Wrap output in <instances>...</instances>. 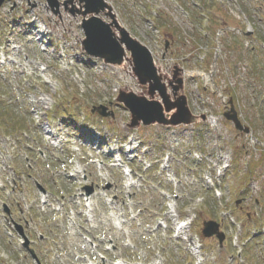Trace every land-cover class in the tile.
Wrapping results in <instances>:
<instances>
[{
	"label": "rangeland",
	"instance_id": "rangeland-1",
	"mask_svg": "<svg viewBox=\"0 0 264 264\" xmlns=\"http://www.w3.org/2000/svg\"><path fill=\"white\" fill-rule=\"evenodd\" d=\"M106 1L164 74L172 79L176 64L184 69L190 108L207 121L130 129L117 97L145 88L129 64L89 57L82 16L63 6L55 14L46 0H7L0 9V103L8 105L0 114V264H35L14 223L42 264H92L96 252L108 264H264V0ZM231 99L249 134L224 117ZM100 105L113 115L92 114ZM85 187L93 189L91 213ZM187 218L191 227L175 239ZM207 221L221 224L223 247L202 235ZM84 236L98 249H83Z\"/></svg>",
	"mask_w": 264,
	"mask_h": 264
},
{
	"label": "water",
	"instance_id": "water-1",
	"mask_svg": "<svg viewBox=\"0 0 264 264\" xmlns=\"http://www.w3.org/2000/svg\"><path fill=\"white\" fill-rule=\"evenodd\" d=\"M81 9L73 8L72 13L83 17V30L85 40L82 42L83 50L90 56L102 59L106 64L122 67L128 61L133 67V75L140 86L146 89L144 93L135 94L122 90L117 101L124 104L131 114V129L144 126H180L198 124L206 121V116L192 114L187 96L184 94V72L179 65L173 69V78L160 72L156 67L151 51L139 40L133 38L130 33L120 26L113 14V8L104 0H77ZM5 0H0V7ZM54 8L60 7L57 0H47ZM74 0L64 3L68 11V4ZM85 3V4H83ZM83 8L85 10H83ZM103 13L111 22L107 23L99 15ZM89 16V19L87 17ZM127 52L131 57H127ZM168 80V85L165 83ZM171 88V93L169 92ZM160 98L161 101L157 100ZM231 110L225 114L227 120L232 121L236 128L244 133H250L244 128L231 103ZM104 106L95 107L92 113H98L102 117L109 118L113 113H108ZM92 190H89V194ZM203 234L207 238L217 236L222 245L225 235L220 232V225L216 222H206ZM28 245V244H27ZM34 258L36 256L31 251Z\"/></svg>",
	"mask_w": 264,
	"mask_h": 264
},
{
	"label": "bare ground",
	"instance_id": "bare-ground-1",
	"mask_svg": "<svg viewBox=\"0 0 264 264\" xmlns=\"http://www.w3.org/2000/svg\"><path fill=\"white\" fill-rule=\"evenodd\" d=\"M130 66V65H129ZM91 206V205H90Z\"/></svg>",
	"mask_w": 264,
	"mask_h": 264
}]
</instances>
